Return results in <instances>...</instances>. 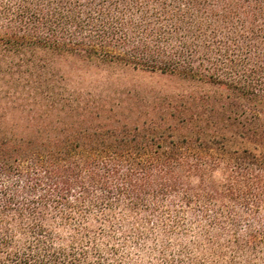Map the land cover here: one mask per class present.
Returning <instances> with one entry per match:
<instances>
[{
  "label": "trees",
  "instance_id": "obj_1",
  "mask_svg": "<svg viewBox=\"0 0 264 264\" xmlns=\"http://www.w3.org/2000/svg\"><path fill=\"white\" fill-rule=\"evenodd\" d=\"M62 60L207 89L129 109ZM0 264H264V0H0Z\"/></svg>",
  "mask_w": 264,
  "mask_h": 264
},
{
  "label": "rangeland",
  "instance_id": "obj_2",
  "mask_svg": "<svg viewBox=\"0 0 264 264\" xmlns=\"http://www.w3.org/2000/svg\"><path fill=\"white\" fill-rule=\"evenodd\" d=\"M59 68L68 72L69 88H85L93 94L102 93L131 109L161 104L168 96L189 95L207 88L178 76L163 75L117 65H85L73 60H62ZM94 86V87H93Z\"/></svg>",
  "mask_w": 264,
  "mask_h": 264
}]
</instances>
